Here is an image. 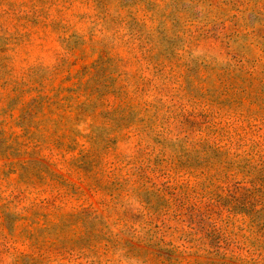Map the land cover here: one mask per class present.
<instances>
[{"label":"rangeland","instance_id":"1","mask_svg":"<svg viewBox=\"0 0 264 264\" xmlns=\"http://www.w3.org/2000/svg\"><path fill=\"white\" fill-rule=\"evenodd\" d=\"M0 264H264V0H0Z\"/></svg>","mask_w":264,"mask_h":264}]
</instances>
